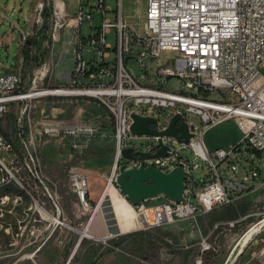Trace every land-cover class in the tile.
<instances>
[{"label": "built area", "instance_id": "obj_1", "mask_svg": "<svg viewBox=\"0 0 264 264\" xmlns=\"http://www.w3.org/2000/svg\"><path fill=\"white\" fill-rule=\"evenodd\" d=\"M123 1L115 0V11L105 6V0H97L94 7L89 6L85 11L88 0H68L76 5L72 23L66 22L72 30L73 66L63 86L36 90L35 74L29 89L22 92L19 73L0 75V113L6 115L13 104L26 102L19 111L17 126L24 124L28 129L29 137L25 136L21 146L28 149L29 174L38 177L29 150L33 139L61 144L67 139L81 138L88 143L99 130L97 124H40L28 120L31 102L47 97L83 99L104 110L112 127L114 164L109 175H98V180H108L112 186L119 168L140 165L138 161L125 164L121 159L122 149L154 153L159 149L160 139H167L168 157L144 160L143 165H158L164 173L175 167L184 170L182 202L177 204L159 196L132 206L142 228L178 222L195 224L202 215L230 207L243 197L264 190L261 158L264 154V75L260 73L264 69V0H132L146 2L139 31L125 21ZM39 7L42 9V5ZM95 13L100 17L98 27L92 24ZM53 14L52 39L61 27L54 9ZM0 16L4 18L3 14ZM84 25L89 33L83 37L80 29ZM110 33L115 41L113 54L107 43ZM125 59L135 61L140 76L134 77L126 70ZM132 113L152 117L155 123L149 128L157 132L164 131L170 118L179 114L194 137L186 145L179 143L175 148L178 142L170 136H132L129 132ZM194 116L199 118V125L191 121ZM227 119L235 121L242 132L241 139L233 145L208 150L203 142L204 131ZM183 148L190 150V160L178 156L177 151ZM14 149L0 128V152L11 153ZM116 161L119 168L115 167ZM200 163H205L206 170L195 181L192 171L199 170ZM0 164L1 172L4 170L11 176L3 162ZM96 178L72 171L70 186L79 203L90 202V182ZM4 182L0 180V184ZM99 205L96 204L93 213ZM262 222L264 219L250 228L259 230ZM88 223L83 229L85 237L103 242L110 237L90 236ZM235 224L231 221L226 226L232 229ZM241 237L223 264L235 263L243 250ZM198 245L199 255L194 264H202L204 253L217 251L207 238L201 239ZM258 255L255 264H264V249Z\"/></svg>", "mask_w": 264, "mask_h": 264}, {"label": "rangeland", "instance_id": "obj_2", "mask_svg": "<svg viewBox=\"0 0 264 264\" xmlns=\"http://www.w3.org/2000/svg\"><path fill=\"white\" fill-rule=\"evenodd\" d=\"M54 1L57 2V0ZM96 3L97 0H88V6L84 8L85 11L89 9V6L94 7ZM24 6L25 0H0V14L12 21L22 22V16L25 12ZM105 6L115 11L116 2L115 0H105ZM69 9L71 15L76 13L75 3H70ZM145 10V1H123V17L137 31L142 28L140 16L145 14ZM113 14L110 17L113 18ZM57 20L61 24L58 30H62L67 27L66 22L72 23V16L66 17L64 14H60ZM40 23L38 24L40 25ZM92 24L93 27H98L100 24V17L97 13L94 15ZM7 29L8 25L2 21L0 16V35ZM88 33L89 30L86 25L81 27L80 36L84 37ZM107 43L111 46L110 53L113 54L115 41L112 39L111 33L107 35ZM13 52L14 49L9 54V60L13 59ZM87 52L86 48L84 54L87 55ZM4 55L2 53L3 61H5ZM124 65L132 76H140L141 72L133 59H125ZM43 68H45L44 63L34 69L33 73H38ZM260 73L264 75V69H260ZM35 89L38 90L39 88L35 87ZM25 104L26 102L19 103V109H22ZM32 113L33 110L28 111L29 118L32 117ZM18 116L19 110L15 115L14 110L10 109L0 122V128L12 141L15 147L13 151L16 154L14 155L13 151L11 153L0 152V159L3 160V164L11 174L9 176L2 170L0 180L7 175L24 194L13 195L15 193L14 188L7 184L3 186L0 184V264H29L31 261L32 264H36L38 261L41 264H194L197 258L196 252H193V255L189 257L186 255V251H188L186 247L189 246L190 241L191 244L197 242V240H190L187 236L194 229L196 223L178 222L160 227L142 228L138 225L139 218L135 210L127 202V209H129L130 215L136 219V223L126 232H119L109 195L103 197L94 214L105 213L107 224L112 225V228L104 237H110L105 242L85 237L83 229L92 218L91 215L97 201L83 205L76 199L70 186L71 173L72 171L76 172L70 170L75 158L65 161V168L55 172L54 166L50 165V160L42 152L43 141L33 139L29 150L35 161L38 177L36 175L31 176L26 167L27 155L20 149L21 147L16 141L18 132L24 130V124L22 127L17 126ZM231 120L227 119L222 124L209 129L205 133V144L220 145L226 142H234L238 133L234 121ZM191 121L194 125L200 124V120L196 116L191 117ZM109 138L108 145L113 148V137L110 136ZM82 142L85 144L81 147L71 149H98L93 142L87 144ZM174 146L178 148L179 143H175ZM177 154L184 160L191 159V152L186 148L179 149ZM112 158L111 167L114 164V153ZM261 158L264 161V154ZM205 170V163H200V169L192 171L194 180L198 181ZM18 184L21 187H27V190L22 189ZM111 187L116 188L115 183H112ZM207 217L210 222V229L204 238H207L218 249H222L226 244L234 245L253 224L264 219V190L251 193L230 207L214 210L208 213ZM53 218L60 221L61 224L55 223ZM231 221L236 224L232 229H229L226 223ZM87 234L94 238H102L94 236L90 232L89 225ZM79 239L81 241L78 243ZM75 245L76 248L73 251ZM35 248L40 249L36 262L29 254ZM237 249L239 248L237 247ZM261 249H264V225L258 232L252 234L234 264H255ZM217 251H209V254H213V258L217 256L222 258L224 252L221 256L219 250Z\"/></svg>", "mask_w": 264, "mask_h": 264}, {"label": "crops", "instance_id": "obj_3", "mask_svg": "<svg viewBox=\"0 0 264 264\" xmlns=\"http://www.w3.org/2000/svg\"><path fill=\"white\" fill-rule=\"evenodd\" d=\"M52 2L54 5V10L56 11V16L60 14L72 16L69 9L70 2L67 0H57V2L52 0ZM40 5H42V0H25V12L22 16V22L18 20L12 21L7 19L5 16L4 18H1L2 21L8 25V29L2 33V35H0V75L6 72H15L20 74V69L22 67V56L20 54V49L22 47L21 41L23 38L32 36L33 27L35 25H39L38 23L42 22V9H40ZM57 5H60V7H57ZM71 41L72 30L70 28L66 27L65 29L55 31L50 52L44 59L45 68H43V70L38 73H33L34 76L36 74V77H38L36 80V88L38 87L39 89H43L47 87H54L66 82L67 76L70 75L73 66V47ZM12 49H14L13 59L9 60V54ZM2 53L5 54V61L2 60ZM10 109H13L16 115L17 110L20 111L21 108L19 109V103H17L13 104ZM31 110H33L32 117L29 118L27 113L26 118L28 120H34L40 124H51L58 122L65 125H99V130L95 137H93L92 140L88 142H93L94 146H96L98 149H71L73 144L78 145L77 147H81L83 144H85L82 142H85V140L81 138L73 140L67 139L61 144L54 140H40L35 138V140L43 141L41 146L42 152L44 153L45 157L50 160V165L54 166L55 172L65 168V161L75 158L74 161H72V166L70 167L71 170L84 173L85 175H88V177L91 176L94 178H96L98 175H109L113 160V148H110L108 145L110 140L109 137H112V127L108 115L97 104L83 99L68 100L65 98L47 97L32 101ZM222 123L223 122L208 127L203 133V142L205 133L209 129H212ZM235 125L237 128L238 137L234 142H226L220 145H216L215 143L206 145L204 142L208 150H213L218 147H225L237 143L241 139L242 132L236 123ZM100 152H104V155L99 157L92 156L93 154ZM107 181L108 180L101 181V179L98 180L97 178L94 180L92 179L89 189V201L90 203L97 201V204H99L102 202L104 196L109 195L116 220L117 231L126 232L128 228H132L135 225L136 219L130 215L129 209H127L128 201L120 194L117 187L114 188L111 186H106ZM207 219V214L198 217L194 229H192L191 233L187 235L190 240H197L195 244H191L190 241L189 246L186 247L188 250L186 251V255L189 257L193 255V252H196V257L199 255L198 244L210 229V222ZM88 225L90 227V232L96 237H104V235L112 228V225L107 224V219L104 212L95 213L92 218H90ZM233 246L234 245L226 244L222 247V249L216 248L219 250L221 256L224 252L222 258H219V256L213 258V254H209V252L204 253L202 255V264H223L224 259L231 252Z\"/></svg>", "mask_w": 264, "mask_h": 264}, {"label": "water", "instance_id": "obj_4", "mask_svg": "<svg viewBox=\"0 0 264 264\" xmlns=\"http://www.w3.org/2000/svg\"><path fill=\"white\" fill-rule=\"evenodd\" d=\"M130 119L129 132L132 136H170L184 145L194 137V134L188 131L186 123L182 121L179 114L173 115L167 128L161 132L149 128L150 124L155 123L152 117L132 113ZM168 150L165 146H161L154 153L133 151L132 148L121 150V159L125 164L133 161L140 162L138 167L125 169L119 168V162H115V167L119 168L114 181L115 186L131 206H138L159 196L177 204L182 202L185 190V174L182 167H175L164 173L153 166H144L142 163L144 160L168 157ZM80 241L81 239L78 240V243Z\"/></svg>", "mask_w": 264, "mask_h": 264}, {"label": "trees", "instance_id": "obj_5", "mask_svg": "<svg viewBox=\"0 0 264 264\" xmlns=\"http://www.w3.org/2000/svg\"><path fill=\"white\" fill-rule=\"evenodd\" d=\"M53 2L52 0H42V10H41V19L42 22L40 25H35L33 27V34L30 37H26L20 49V54L22 56V67L20 69V78H21V91L25 92L29 89L31 85V81L33 79V70L42 66L44 63L45 57L50 52V47L52 44V25L54 23V14H53ZM5 138H8L7 134L1 130ZM21 132V131H20ZM17 135V144L20 145L23 152H27L28 149H24L22 147V143L24 142V138L28 133L27 127H24V130ZM104 152L95 153L92 156H103ZM33 169L36 170V164L31 162ZM124 169V167H121ZM4 183H1V186L8 185L11 188H14L13 195H24L22 190L15 186L14 182L9 179L7 175H5ZM24 190H27V187H23ZM5 194V193H4ZM40 250V249H39ZM39 250L37 248L31 250L29 254L32 255V259L36 262ZM30 262V261H28ZM32 264V261L31 263ZM36 264H41V262H37Z\"/></svg>", "mask_w": 264, "mask_h": 264}, {"label": "bare ground", "instance_id": "obj_6", "mask_svg": "<svg viewBox=\"0 0 264 264\" xmlns=\"http://www.w3.org/2000/svg\"><path fill=\"white\" fill-rule=\"evenodd\" d=\"M60 7V5L58 6ZM5 116V113H0V122L2 120V118ZM131 124V120L129 121V126ZM161 146H165L167 147V139H160L159 140V148ZM26 153V152H25ZM27 155V154H26ZM1 162H3L2 159H0ZM26 166H28V163H26ZM153 166L154 168L158 169L159 170V166L158 165H151ZM0 172H1V164H0ZM21 187V185H19ZM106 186H109L110 187V184L109 182L107 181V185ZM22 188V187H21ZM5 198V197H4ZM38 207V206H37ZM92 215H93V212H92ZM91 215V217H92ZM264 225V222L261 223V226ZM258 232V228H250L242 237H241V240H240V245H241V249L247 244V242L249 241V239L251 238L252 234L253 233H256ZM76 248V245L73 249V251L75 250Z\"/></svg>", "mask_w": 264, "mask_h": 264}]
</instances>
